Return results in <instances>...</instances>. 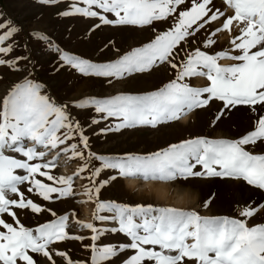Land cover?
<instances>
[{
	"label": "snow or ice",
	"instance_id": "snow-or-ice-1",
	"mask_svg": "<svg viewBox=\"0 0 264 264\" xmlns=\"http://www.w3.org/2000/svg\"><path fill=\"white\" fill-rule=\"evenodd\" d=\"M38 2L51 6L59 0ZM59 15L98 20L91 31L101 26L150 30L146 42L104 62L69 54L46 35L30 33L49 41L60 54L61 68L101 79L108 86L161 68L173 78L148 91L58 104L45 84L20 67L28 57L11 55L15 42L8 41L21 29L11 21L0 22V67L26 72L0 99V264H110L125 252L132 254L118 264H264V223H249L264 212V203L245 202L239 217L229 218L201 216L171 205L99 199L101 190L117 180L175 184L223 177L264 190V153L254 154L246 147L264 143V0H70ZM223 34L227 47L215 50ZM197 77L206 83L195 87L188 82ZM213 104L218 107L209 113L211 127L231 120L238 106H247L254 113L247 117L251 129L236 138L196 136L145 154L92 151L87 132L93 126L103 123L92 134L105 137L137 127L156 128ZM70 108L91 109L88 124H81ZM61 157L66 158L65 166L76 160L80 166L71 174H56ZM106 171L108 177L101 179ZM77 179L87 182L80 193L74 187ZM31 195L50 203H92V221L80 220L76 209L58 213ZM79 195L85 199L77 200ZM24 210L47 212L54 219L27 227L18 216ZM70 219L92 235L70 232ZM97 222H115L118 227L98 228ZM105 232L123 234L128 242L98 245ZM85 239L92 243L83 244ZM69 240L80 242L89 256L74 260L68 250L56 247Z\"/></svg>",
	"mask_w": 264,
	"mask_h": 264
},
{
	"label": "rangeland",
	"instance_id": "rangeland-1",
	"mask_svg": "<svg viewBox=\"0 0 264 264\" xmlns=\"http://www.w3.org/2000/svg\"><path fill=\"white\" fill-rule=\"evenodd\" d=\"M70 0H59L51 6L43 5L38 0H0V22L11 21L18 26L21 31L11 38L8 43L15 42V48L12 57H28V60H21L20 67L29 69L32 72L30 78L38 80L46 85L45 91L54 98L58 104L70 103L81 100L86 97H108L117 92H143L152 90L162 83L173 78V74L166 68L157 69L151 75L134 76L124 81L108 86L103 80L94 77H85L69 67H60L59 53L50 48L49 41L52 44L69 54L79 55L84 58L104 62L114 60L123 53L137 47L150 36V30H140L130 26L112 27L101 26L95 31H91L92 26L99 23L96 19L85 18L80 15L62 17L59 13L69 7ZM219 3V0H217ZM158 28H164L166 25H157ZM37 31L46 35L49 41L36 39L30 35ZM227 34L219 38V43L215 50L220 47H227ZM114 42V43H110ZM119 49V51H116ZM222 63H231V61H222ZM59 68V71H57ZM26 72L10 71L7 67H0V99L4 97L6 91L17 80L23 78ZM192 86L199 87L206 83L201 77L191 78L188 81ZM199 82V83H198ZM218 104H213L211 108L197 110L179 122L162 124L156 128L137 127L133 129L122 130L118 133H111L105 136H95L92 133L103 128L105 125L93 126L87 132L90 136L92 151L99 154H123L127 152L145 154L165 148L170 144L178 143L184 139L196 136H206L213 139L236 138L252 127V122L247 119L254 115L249 112L247 106H238L235 109V115L231 120H226L215 127L209 125L211 120L210 112H213ZM259 109V106H257ZM72 115L78 119L81 124L87 125L89 118L93 115L91 109L79 110L70 108ZM254 154L264 153V143L258 142L255 146H246ZM12 154V153H9ZM52 153L51 156H54ZM51 156L48 158L51 159ZM65 157L60 159V167L55 170L56 174H71L80 166V161H72L65 166ZM95 163V162H94ZM109 173L102 174L101 179H106ZM43 179V178H41ZM131 180H117L104 187L99 199L101 201H112L122 204L134 205L136 203H152L156 205H171L183 210L196 211L201 216L208 217H229L238 218L240 207L245 202L252 205L264 203V190L254 186L247 185L242 180L231 178L202 177L190 178L187 181H177L171 183H156L164 185L169 190V197H176L178 189L190 190L198 193L197 203L191 205L177 204L171 198L163 199L151 187L154 183L141 184L136 181L135 185L130 184ZM84 180L75 181V190L80 193L83 191L81 185L86 184ZM177 190V191H176ZM21 191H25L26 186H21ZM242 194V195H241ZM35 202L46 207L52 208L58 213H63L66 209H76L79 213V219L91 222L94 214V204H78L72 200H60L55 203L43 201L35 195L31 197ZM83 195H79L77 200H84ZM210 201V202H209ZM205 202H209L204 207ZM239 202V203H238ZM101 215L109 216L111 213L102 212ZM21 222L34 228L38 224L48 222L54 217L49 213L32 214L27 210L18 211ZM9 222L10 218L5 216ZM250 224L264 223V212L251 218ZM98 228L118 227L115 222H97ZM70 232L90 237L92 233L81 229L79 226L69 221ZM117 242H128L127 238L120 233H103L96 242L98 245H107ZM90 239H85L83 244H90ZM62 250H68L74 260H82L89 256L83 245L78 241L69 240L56 245ZM131 252H125L110 264H118L120 259L131 255Z\"/></svg>",
	"mask_w": 264,
	"mask_h": 264
},
{
	"label": "bare ground",
	"instance_id": "bare-ground-1",
	"mask_svg": "<svg viewBox=\"0 0 264 264\" xmlns=\"http://www.w3.org/2000/svg\"><path fill=\"white\" fill-rule=\"evenodd\" d=\"M135 182L136 181H131L130 184L134 186L136 184ZM151 187L154 189V191H156L157 194H159L160 196H162L163 199L165 198V199L168 200L169 198L172 197L169 194V190L170 189L168 190V188L166 186H164V185H156V184H153ZM169 195L171 197H169ZM175 195H176V197H173L171 199L174 200L175 203H177V204L181 203L184 206L191 204L193 206V204H196L197 203L196 199H198V193L195 192V191L180 190V189H178V191H177V193H175Z\"/></svg>",
	"mask_w": 264,
	"mask_h": 264
}]
</instances>
